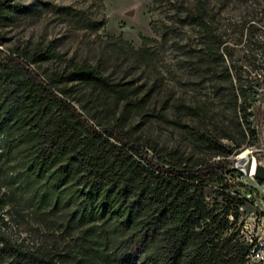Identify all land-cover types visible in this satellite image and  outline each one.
I'll return each mask as SVG.
<instances>
[{
    "label": "trees",
    "instance_id": "1",
    "mask_svg": "<svg viewBox=\"0 0 264 264\" xmlns=\"http://www.w3.org/2000/svg\"><path fill=\"white\" fill-rule=\"evenodd\" d=\"M13 1L0 3V29L49 8L71 15L68 7ZM192 12L208 39L205 53L210 60L231 58L229 48L221 52L205 3L198 1ZM52 60L63 63L64 71L41 74L31 68ZM225 71L233 91L244 96L242 78L233 76L228 66ZM80 87L123 102V120L133 108L145 109L144 99L134 102L99 66L64 61L53 45L0 57V184L10 191L13 206L29 210L42 223L54 220L73 240L67 252L39 253L0 232V264H244L247 249L234 229L238 216L218 212L205 196L207 182L222 179L221 172L232 165L234 148L206 141L222 159L181 171L167 169L138 143L104 128L93 109H77L75 102L86 98ZM177 108L193 118L205 113L186 104ZM154 116L182 126L161 114ZM237 120L233 129H219L220 139L236 142V149L250 131L246 117ZM224 199L234 200L231 193ZM237 202L244 204L242 199Z\"/></svg>",
    "mask_w": 264,
    "mask_h": 264
},
{
    "label": "rangeland",
    "instance_id": "2",
    "mask_svg": "<svg viewBox=\"0 0 264 264\" xmlns=\"http://www.w3.org/2000/svg\"><path fill=\"white\" fill-rule=\"evenodd\" d=\"M198 1L14 0L12 3L25 6L44 3L68 7L71 15H66V10L49 8L40 16L0 29V57H16L53 45L64 61L74 59L99 66L106 77L131 94L134 102L144 99V111L133 108L123 120V102L85 87L78 89L86 96L85 102H75L76 108L81 112L82 105L93 109L102 118L104 128L138 143L149 158L167 169L181 171L222 159L210 151L206 141L230 146L236 155L246 146L259 154L264 151V0H202L208 23L222 42L221 52L229 48L231 58L224 55V62L219 58L210 60L205 53L208 39L199 22L191 17ZM96 24L101 28L95 29ZM225 66L245 82L244 96L233 91ZM31 68L49 74L64 71L65 65L52 60ZM181 104L203 108L205 113L190 117L177 108ZM156 114L182 126L160 120ZM237 117H246L250 131L247 141L236 149V142L220 139L219 129H233ZM233 165L221 172L222 179L207 182L205 196L208 205L218 212L229 210L238 216L234 225L238 232L251 207L237 200L249 193L254 196L257 190L251 178L239 174ZM259 187L264 189V182L259 180ZM9 192L0 184V199L6 202L0 209V218L6 221H0V232L32 251L67 252L73 240L66 237L61 225L54 220L42 223L29 210L13 206ZM225 193H231L233 203L225 201Z\"/></svg>",
    "mask_w": 264,
    "mask_h": 264
},
{
    "label": "built area",
    "instance_id": "3",
    "mask_svg": "<svg viewBox=\"0 0 264 264\" xmlns=\"http://www.w3.org/2000/svg\"><path fill=\"white\" fill-rule=\"evenodd\" d=\"M246 150L251 151V164L248 162L246 165L239 166L238 159ZM260 156L262 158L258 159ZM231 161L234 163L233 169L245 177L249 176L257 190L254 196L249 193L242 197L244 204L251 207L250 213H247L238 231L240 243L247 249L244 264H264V189L259 187V179L255 177L254 171L252 173L250 168L254 162L255 165L264 163V151L258 154L255 148L246 146L240 154H233ZM245 205L241 206L242 212L245 211ZM228 219L234 222L233 215H230Z\"/></svg>",
    "mask_w": 264,
    "mask_h": 264
},
{
    "label": "bare ground",
    "instance_id": "4",
    "mask_svg": "<svg viewBox=\"0 0 264 264\" xmlns=\"http://www.w3.org/2000/svg\"><path fill=\"white\" fill-rule=\"evenodd\" d=\"M238 160H239V163H238L239 166L246 165L248 162H250V164H251V151H250V150H246V151H244V152L240 155V158H239ZM255 164H256V163L254 162L253 165H252V167H250L252 173H253V171H255V167L257 166V165H255ZM259 180H260V179H259ZM260 181H262V180H260ZM262 182H264V181H262Z\"/></svg>",
    "mask_w": 264,
    "mask_h": 264
},
{
    "label": "water",
    "instance_id": "5",
    "mask_svg": "<svg viewBox=\"0 0 264 264\" xmlns=\"http://www.w3.org/2000/svg\"><path fill=\"white\" fill-rule=\"evenodd\" d=\"M254 175L257 179L264 181V163L257 164Z\"/></svg>",
    "mask_w": 264,
    "mask_h": 264
},
{
    "label": "flooded vegetation",
    "instance_id": "6",
    "mask_svg": "<svg viewBox=\"0 0 264 264\" xmlns=\"http://www.w3.org/2000/svg\"><path fill=\"white\" fill-rule=\"evenodd\" d=\"M262 145H263V148H264V122H263V125H262Z\"/></svg>",
    "mask_w": 264,
    "mask_h": 264
}]
</instances>
